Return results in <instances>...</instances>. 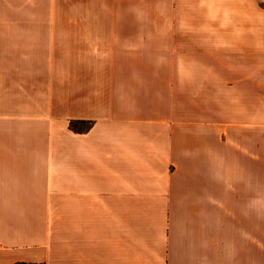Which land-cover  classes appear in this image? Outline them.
Here are the masks:
<instances>
[{"label":"crops","instance_id":"1","mask_svg":"<svg viewBox=\"0 0 264 264\" xmlns=\"http://www.w3.org/2000/svg\"><path fill=\"white\" fill-rule=\"evenodd\" d=\"M262 2L0 0V264H264Z\"/></svg>","mask_w":264,"mask_h":264},{"label":"rangeland","instance_id":"2","mask_svg":"<svg viewBox=\"0 0 264 264\" xmlns=\"http://www.w3.org/2000/svg\"><path fill=\"white\" fill-rule=\"evenodd\" d=\"M80 128H81V131H82L83 129H86V128H87V125L82 126V127H80Z\"/></svg>","mask_w":264,"mask_h":264},{"label":"trees","instance_id":"3","mask_svg":"<svg viewBox=\"0 0 264 264\" xmlns=\"http://www.w3.org/2000/svg\"><path fill=\"white\" fill-rule=\"evenodd\" d=\"M73 126H77L78 125V123H74V124H72Z\"/></svg>","mask_w":264,"mask_h":264},{"label":"built area","instance_id":"4","mask_svg":"<svg viewBox=\"0 0 264 264\" xmlns=\"http://www.w3.org/2000/svg\"><path fill=\"white\" fill-rule=\"evenodd\" d=\"M261 4H262V6H263V8H264V0H263V2H262Z\"/></svg>","mask_w":264,"mask_h":264}]
</instances>
